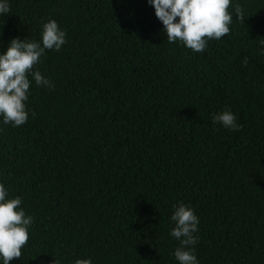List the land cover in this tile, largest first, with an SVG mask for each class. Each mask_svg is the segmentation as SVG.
<instances>
[{"label":"trees","instance_id":"trees-1","mask_svg":"<svg viewBox=\"0 0 264 264\" xmlns=\"http://www.w3.org/2000/svg\"><path fill=\"white\" fill-rule=\"evenodd\" d=\"M234 2L244 24L193 53L148 0H10L0 51L49 20L68 41L36 66L54 87L33 81L27 123L0 125V181L34 217L10 264H178L180 202L200 264H264V0ZM229 109L239 131L213 123Z\"/></svg>","mask_w":264,"mask_h":264},{"label":"clouds","instance_id":"clouds-1","mask_svg":"<svg viewBox=\"0 0 264 264\" xmlns=\"http://www.w3.org/2000/svg\"><path fill=\"white\" fill-rule=\"evenodd\" d=\"M148 3L162 22L168 43L179 42L193 53L205 52L211 40L228 36L234 21L244 24L247 17L234 0H148ZM10 13V0H0V16ZM234 14H238V20L233 19ZM67 42V32L56 20H49L43 24L40 41L17 37L6 50L0 51V125L20 127L27 123L30 110L26 102L33 81L38 87H54L51 79L36 66L42 63L47 51L59 52ZM212 119L226 129H241L238 117L230 109L215 114ZM22 205L23 199L10 198L7 186L0 181V264H10L22 257V249L29 242L34 217ZM173 209L170 219L174 227L170 236L180 242L174 251L175 260L178 264H200L195 254L200 219L195 209L183 202ZM74 264H93V261L77 259Z\"/></svg>","mask_w":264,"mask_h":264}]
</instances>
